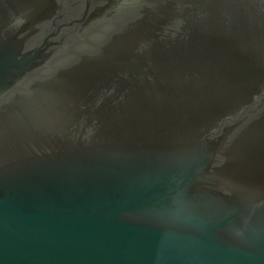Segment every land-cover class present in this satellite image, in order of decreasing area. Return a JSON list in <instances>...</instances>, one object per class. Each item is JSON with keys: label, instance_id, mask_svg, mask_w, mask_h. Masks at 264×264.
Wrapping results in <instances>:
<instances>
[{"label": "water", "instance_id": "95a60500", "mask_svg": "<svg viewBox=\"0 0 264 264\" xmlns=\"http://www.w3.org/2000/svg\"><path fill=\"white\" fill-rule=\"evenodd\" d=\"M0 264H264V0H0Z\"/></svg>", "mask_w": 264, "mask_h": 264}]
</instances>
